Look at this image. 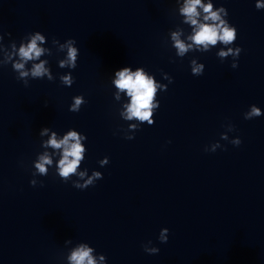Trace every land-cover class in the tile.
<instances>
[{
  "label": "clouds",
  "instance_id": "9594fccd",
  "mask_svg": "<svg viewBox=\"0 0 264 264\" xmlns=\"http://www.w3.org/2000/svg\"><path fill=\"white\" fill-rule=\"evenodd\" d=\"M201 5V0H187L182 12L187 16L188 20L192 25H198V28L195 34L190 38L196 45H203L205 49H207L208 45H216L218 41L223 42L224 44H229L236 39L237 30L235 27L228 28L224 27L225 21H223L219 15V11H224L221 8L219 11H212V5L208 4L206 6H202L203 10L207 15L204 19L211 20L213 24H198L197 17L199 13L197 12V6ZM257 9L264 8V4L257 3ZM227 15V12H225ZM43 37L37 33L32 39L31 42L26 46H21L19 49V56L22 60L28 61L34 58H39L44 51L37 45V41H43ZM173 39L175 40V47L179 50V54L183 55L187 51L186 45L177 38V35L173 34ZM73 40L68 41V49H67V60L61 61L60 66L64 67L67 64L69 67H76V59H77V49L72 47ZM229 52H232V49H229ZM241 52L240 48L235 50V55H239ZM228 53L221 52V56H225ZM233 68H236L237 65L233 64ZM14 68L17 71H20L21 77H26L28 73L26 71H21L24 68L23 63H16ZM47 72V69L44 67V62L35 64L32 68L31 75L33 77H41ZM194 73H201L200 67L193 68ZM116 76L118 79L115 80V85L121 91H126L127 95L131 98V102L127 105V114L126 119H137L139 121H148L149 124H152L153 121L150 120L152 115V108L158 105L153 104V99L156 94L157 85L152 78L146 76L142 70H137L136 72L129 71L128 68H124L123 70L117 71ZM49 79L51 77L49 76ZM62 81L66 85H71L74 80L72 77L65 76L62 77ZM25 86H28L25 84ZM84 103V100L81 96H77L74 98V103L71 106V112H78L81 104ZM261 116L260 109L256 106L251 107V111L248 112L245 116V119H253ZM134 127V126H133ZM48 130L44 129L41 132V135H44ZM82 138L77 135L75 131H69L67 135L63 137V139L57 140L55 133L51 136V138L47 141V145H50L54 149H62V158L59 160V176L67 181V179L77 172L78 165L82 160V153L85 149L82 147L80 141ZM226 139V137H223ZM132 139V138H129ZM241 143L240 139L233 141V144L239 146ZM108 158L105 157V161L101 162V166H103L104 162H108ZM52 160L49 158L47 154L40 156L39 162L35 164V168L38 170L39 174L46 175L47 167L46 165H51ZM81 177L85 174L80 173ZM96 179H102V173L94 172L92 177H89L83 185L75 184L74 186L79 189H86L88 185H94V181ZM30 183L35 186L37 182L35 180H31ZM168 232V229H164L160 234V242L166 243L167 236L165 233ZM145 251L149 254L158 253V249L156 248H145ZM92 249L87 246H80L78 249L73 251L70 256V260L73 264H96V261L93 259ZM101 259H104L101 256Z\"/></svg>",
  "mask_w": 264,
  "mask_h": 264
}]
</instances>
